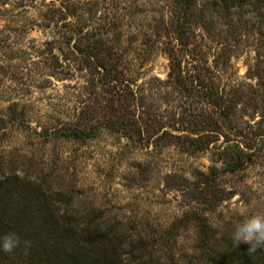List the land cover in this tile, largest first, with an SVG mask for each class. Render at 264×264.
Returning <instances> with one entry per match:
<instances>
[{
    "label": "rangeland",
    "instance_id": "1",
    "mask_svg": "<svg viewBox=\"0 0 264 264\" xmlns=\"http://www.w3.org/2000/svg\"><path fill=\"white\" fill-rule=\"evenodd\" d=\"M184 2L0 0V176L117 224L115 264H204L264 211V0Z\"/></svg>",
    "mask_w": 264,
    "mask_h": 264
},
{
    "label": "trees",
    "instance_id": "2",
    "mask_svg": "<svg viewBox=\"0 0 264 264\" xmlns=\"http://www.w3.org/2000/svg\"><path fill=\"white\" fill-rule=\"evenodd\" d=\"M250 1L226 0L221 6L227 12ZM51 197L24 174L0 176V237L15 233L20 240L12 253L0 251V264H115L113 257L128 244L118 225L68 219ZM205 257L204 264H264V250L250 253L247 244L232 239Z\"/></svg>",
    "mask_w": 264,
    "mask_h": 264
},
{
    "label": "clouds",
    "instance_id": "3",
    "mask_svg": "<svg viewBox=\"0 0 264 264\" xmlns=\"http://www.w3.org/2000/svg\"><path fill=\"white\" fill-rule=\"evenodd\" d=\"M230 238L235 245L247 244L249 252L264 250V211L248 214L233 225ZM20 244L15 233L0 237V251L12 253Z\"/></svg>",
    "mask_w": 264,
    "mask_h": 264
}]
</instances>
